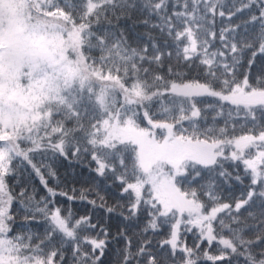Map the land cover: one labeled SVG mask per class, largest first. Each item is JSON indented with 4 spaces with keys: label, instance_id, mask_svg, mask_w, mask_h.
I'll return each instance as SVG.
<instances>
[{
    "label": "snow or ice",
    "instance_id": "1",
    "mask_svg": "<svg viewBox=\"0 0 264 264\" xmlns=\"http://www.w3.org/2000/svg\"><path fill=\"white\" fill-rule=\"evenodd\" d=\"M0 264H264V0H0Z\"/></svg>",
    "mask_w": 264,
    "mask_h": 264
}]
</instances>
